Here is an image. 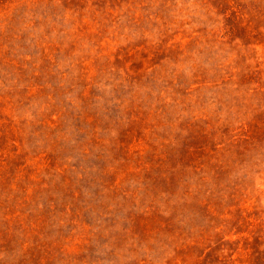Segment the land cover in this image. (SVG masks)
<instances>
[{
    "label": "rangeland",
    "instance_id": "374dc122",
    "mask_svg": "<svg viewBox=\"0 0 264 264\" xmlns=\"http://www.w3.org/2000/svg\"><path fill=\"white\" fill-rule=\"evenodd\" d=\"M0 264H264V0H0Z\"/></svg>",
    "mask_w": 264,
    "mask_h": 264
}]
</instances>
